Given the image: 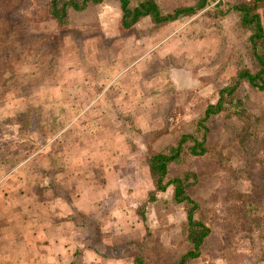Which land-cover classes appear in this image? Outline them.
I'll return each mask as SVG.
<instances>
[{
  "label": "rangeland",
  "instance_id": "1",
  "mask_svg": "<svg viewBox=\"0 0 264 264\" xmlns=\"http://www.w3.org/2000/svg\"><path fill=\"white\" fill-rule=\"evenodd\" d=\"M155 1L163 13L194 10L124 27L118 0L72 8L62 21L44 0H0V264L13 263V249L32 258L16 240L41 238L43 226L54 239L56 217L69 221L68 264H177L192 246L190 203L174 199L172 183L155 189L149 157L182 134L191 136L164 181L182 177L194 218L210 228L184 264H264V89L241 79L199 122L239 69L254 70L251 31L228 8L236 0ZM258 11L264 27V1ZM192 136L204 152H190ZM82 154L93 168L83 182L103 180L105 156L112 175L120 166L121 205L116 189L95 216L70 204L75 179L64 173ZM7 187H18L14 197Z\"/></svg>",
  "mask_w": 264,
  "mask_h": 264
},
{
  "label": "trees",
  "instance_id": "2",
  "mask_svg": "<svg viewBox=\"0 0 264 264\" xmlns=\"http://www.w3.org/2000/svg\"><path fill=\"white\" fill-rule=\"evenodd\" d=\"M101 0H44L48 5L49 13L58 21L67 17L70 9H82L88 4ZM122 11L121 23L124 27L131 26L140 17L148 15L154 22H164L171 20L182 13L192 12L193 6L175 7L172 11L163 13L155 0H139L136 4L130 5L129 0H118ZM264 0H236L229 3L228 8L235 10L239 14V20L243 27L249 29L250 51L254 59V70L244 67L238 70L236 78L232 83H227L219 89V95L215 102L208 103L204 109L199 122L202 123L210 115L224 108L228 97H232L240 80H246L252 86L264 89V27L261 23L258 6ZM203 2L200 3L202 5ZM230 106V105H228ZM190 134H182L177 142L164 151H157L149 157V169L153 176L155 189L163 190L167 184H173V196L177 201L190 203L186 210V237L192 242V246L184 252L178 259L177 264H184L188 257H195L199 254V246L210 232V228L202 221L194 218L193 213L197 208L196 201L189 197L184 190L182 177H171L166 181L168 163L175 160L183 149L186 139ZM194 140L189 146L190 152L194 154L204 152L203 139ZM152 198V197H151Z\"/></svg>",
  "mask_w": 264,
  "mask_h": 264
},
{
  "label": "crops",
  "instance_id": "3",
  "mask_svg": "<svg viewBox=\"0 0 264 264\" xmlns=\"http://www.w3.org/2000/svg\"><path fill=\"white\" fill-rule=\"evenodd\" d=\"M84 155L82 154L79 159L82 161L80 163L78 161V158H76V167L71 170L70 172H66L64 174L68 175L70 178H74L75 180L70 183V186L73 187L74 190L73 193L70 196V204L76 205L78 208H82L81 210L85 214H91L94 215L98 211L99 202L103 199H112L113 193L116 189V193L118 192L120 195L115 200V205H121L123 200L125 199L126 193L123 194L124 190L122 186L125 184V176L124 174L119 173V167L118 166V174L112 175V171H114V168H112V162H110L105 156V161L102 163V173H104L103 180L100 182H83L84 178L86 177L85 174L89 170H93V168H89L90 166H85L86 164H89L91 162V159H83ZM17 165L15 166V168ZM77 180V183L75 181ZM18 184H22V181L18 182ZM5 190L13 191V197L15 192L18 190V187H7ZM89 191V193L87 192ZM155 194V193H154ZM69 196H65L62 198H57L55 200V204H57L60 208L61 203L66 200H69ZM86 204L85 201H87ZM80 205V206H79ZM113 206V205H112ZM59 208H56L57 215L63 214ZM1 209V208H0ZM106 211V210H105ZM109 216V214H105ZM95 221V220H94ZM44 224V223H43ZM69 221L62 220L61 217H56L55 221L49 222V226L51 229L53 228L57 236H55L54 239H49V227L45 228V226L41 227V231L36 230L37 235L41 234V238L35 237L34 234H32V238L30 239V236L28 235L26 237V240L23 242V244L20 246L21 241L16 240V247L17 248H23L26 247L30 251V255H32V258H27L24 262V259L22 258V255L20 257L19 249H13L11 250L12 254V264H68V256H66L65 248H68V244L65 241L64 236L67 234V227L69 226ZM47 225V224H45ZM67 226V227H66ZM73 230L76 233V230L73 228ZM62 237V238H61ZM58 255V261L52 262L51 261V255Z\"/></svg>",
  "mask_w": 264,
  "mask_h": 264
}]
</instances>
